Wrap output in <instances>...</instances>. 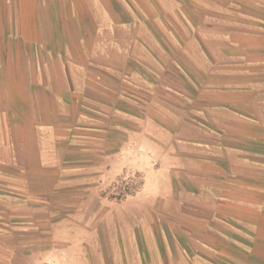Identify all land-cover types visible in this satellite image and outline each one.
<instances>
[{"label":"crops","instance_id":"1","mask_svg":"<svg viewBox=\"0 0 264 264\" xmlns=\"http://www.w3.org/2000/svg\"><path fill=\"white\" fill-rule=\"evenodd\" d=\"M132 173L138 192L101 196ZM79 189L63 220L96 225L90 237L24 242L45 231L25 209ZM10 200L0 264H105L123 241L135 264H264V0H0ZM181 220L192 250L167 228Z\"/></svg>","mask_w":264,"mask_h":264},{"label":"rangeland","instance_id":"2","mask_svg":"<svg viewBox=\"0 0 264 264\" xmlns=\"http://www.w3.org/2000/svg\"><path fill=\"white\" fill-rule=\"evenodd\" d=\"M157 6L162 7L163 9L174 8V6H172L169 2L158 1ZM187 7L190 8V6H187ZM134 181H136V184H132ZM126 182H129V184H132V186H134V189L130 192V194L125 195L123 194L124 192L122 193L120 189H122V187L124 186ZM142 182H143V178L138 173H132L131 175H126V174L120 175L111 183V185H109V187L103 189L101 196H103L106 199L113 200V201H122L126 199L127 197L138 192L142 186ZM85 193H86L85 190L79 189L73 194L72 197L63 193L62 195H58V196L38 198L37 199L38 203H34V204L35 206L36 205L39 206L40 209L39 210H36V209L32 210L31 208L27 210L25 209L23 212V215L26 218H34V219L40 220V222L43 221L44 224L43 223L38 224V225L34 224L33 226L36 228L37 226H40V229H44L45 231L38 232L34 235H25L24 238L22 237L24 239V242L31 243L35 241L36 243H39L40 245H44V244L46 246L52 245V246H55L57 249H59L63 247L65 238L77 237L81 235L82 233H84V236L87 235L90 237L91 231H94L96 225L94 224L93 225H81V224H74L71 222L69 224H65L63 220L64 217H66L68 214H73V213L76 214L75 212H77V214L79 213V211L81 210L79 208L81 201L85 200L86 198ZM14 201L22 202L21 200H10L6 203V205H3L0 202V206H5V207L8 206L5 212H2V217H4L5 219H10L11 217H15L16 215L15 208H12L10 206L11 202H14ZM165 216L167 218L176 217L175 215H170V214H167ZM80 219H81L80 217L71 218L72 221L80 220ZM100 227L102 228V226ZM196 227L190 222L183 221V220H181L180 226L179 225L178 226L167 225V228L169 231L178 232L180 234V240H181L182 246L185 248L187 247L189 250H192L193 248L189 240L186 239L187 235L186 233H184L183 229L191 230V229H195ZM56 235L59 236V238H57ZM145 243H148V242H145ZM121 244H123V247H121V249L124 255L120 257H106L105 264H135V258L131 254V249L128 246V242L123 241L121 242ZM245 257H246V260L243 258L245 260V264H256L254 258L250 260V258H247V256ZM59 258L62 261L64 259L61 256H59ZM209 258L216 262L219 261L214 256H209ZM83 261H85V264H95L94 258H89V257L84 258ZM39 264H48V263H39Z\"/></svg>","mask_w":264,"mask_h":264},{"label":"built area","instance_id":"3","mask_svg":"<svg viewBox=\"0 0 264 264\" xmlns=\"http://www.w3.org/2000/svg\"><path fill=\"white\" fill-rule=\"evenodd\" d=\"M132 184H136V181H134ZM132 184H129V182H126L125 184H124V186L122 187V189H120L121 190V192L123 193V194H130V192L134 189V186H132Z\"/></svg>","mask_w":264,"mask_h":264}]
</instances>
